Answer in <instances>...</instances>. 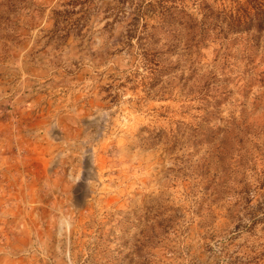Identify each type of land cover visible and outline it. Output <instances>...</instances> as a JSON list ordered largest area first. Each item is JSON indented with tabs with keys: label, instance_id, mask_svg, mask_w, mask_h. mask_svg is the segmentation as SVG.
<instances>
[{
	"label": "rangeland",
	"instance_id": "rangeland-1",
	"mask_svg": "<svg viewBox=\"0 0 264 264\" xmlns=\"http://www.w3.org/2000/svg\"><path fill=\"white\" fill-rule=\"evenodd\" d=\"M150 1L0 0V264H264V0Z\"/></svg>",
	"mask_w": 264,
	"mask_h": 264
},
{
	"label": "trees",
	"instance_id": "trees-1",
	"mask_svg": "<svg viewBox=\"0 0 264 264\" xmlns=\"http://www.w3.org/2000/svg\"><path fill=\"white\" fill-rule=\"evenodd\" d=\"M176 0H151L149 2V7L152 8L153 12H155L156 14H158V18H160L162 20L161 23H166L168 22L167 19L169 18V16L174 12L176 13H182L183 12V8L178 7L177 5H175ZM191 19V18H190ZM206 21L201 22L200 26L202 27H206ZM209 26V24L207 25V27ZM211 29H215V30H219L221 29L220 27L217 26V24H212L210 25ZM257 26H261L260 22H257ZM185 27L187 28V30H189L187 33H189V37H187V39L185 40L184 44V49L186 50V52H188V55L192 54V47L197 46V44H199V42L201 41V37L204 34V30H202V32H200L198 36V39L195 37L196 32L194 31L195 28L197 27V25L195 23H185ZM136 28V27H135ZM191 30V31H190ZM131 34L129 35L128 39L129 44L131 45V39L133 38V34H135L136 29H130ZM140 38L142 39V37H138V40H140ZM196 38V39H195ZM175 46V47H174ZM174 47V49L177 47V41L172 45L171 49ZM143 60L148 63L149 65L155 66L158 63H153L152 61H154L153 57H155V54H150L149 52H147L146 50L143 51L141 53Z\"/></svg>",
	"mask_w": 264,
	"mask_h": 264
}]
</instances>
